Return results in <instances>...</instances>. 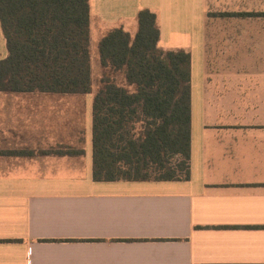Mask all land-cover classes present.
Wrapping results in <instances>:
<instances>
[{
    "label": "crops",
    "instance_id": "obj_1",
    "mask_svg": "<svg viewBox=\"0 0 264 264\" xmlns=\"http://www.w3.org/2000/svg\"><path fill=\"white\" fill-rule=\"evenodd\" d=\"M89 4L90 93L0 92V264H264V0ZM142 9L191 54L190 178L95 181L98 46ZM201 100L253 120L194 124Z\"/></svg>",
    "mask_w": 264,
    "mask_h": 264
},
{
    "label": "trees",
    "instance_id": "obj_2",
    "mask_svg": "<svg viewBox=\"0 0 264 264\" xmlns=\"http://www.w3.org/2000/svg\"><path fill=\"white\" fill-rule=\"evenodd\" d=\"M138 24L133 39L117 28L98 46L93 179L188 180L191 54L159 47L150 9L139 11ZM0 26V92H91L89 0H0Z\"/></svg>",
    "mask_w": 264,
    "mask_h": 264
},
{
    "label": "rangeland",
    "instance_id": "obj_3",
    "mask_svg": "<svg viewBox=\"0 0 264 264\" xmlns=\"http://www.w3.org/2000/svg\"><path fill=\"white\" fill-rule=\"evenodd\" d=\"M96 85L100 84V80H95ZM204 96V95H203ZM203 100L199 103L200 113H194V124H239L243 121L248 122L253 120V115L243 117L242 114L236 113H223L219 107H205ZM222 112V113H221Z\"/></svg>",
    "mask_w": 264,
    "mask_h": 264
}]
</instances>
